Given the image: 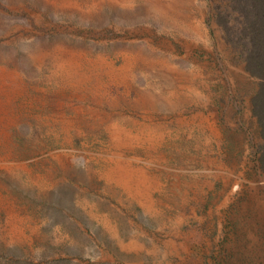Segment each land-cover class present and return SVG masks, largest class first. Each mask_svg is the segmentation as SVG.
I'll use <instances>...</instances> for the list:
<instances>
[{
	"label": "rangeland",
	"instance_id": "rangeland-1",
	"mask_svg": "<svg viewBox=\"0 0 264 264\" xmlns=\"http://www.w3.org/2000/svg\"><path fill=\"white\" fill-rule=\"evenodd\" d=\"M263 2L0 0V264H264Z\"/></svg>",
	"mask_w": 264,
	"mask_h": 264
},
{
	"label": "crops",
	"instance_id": "crops-1",
	"mask_svg": "<svg viewBox=\"0 0 264 264\" xmlns=\"http://www.w3.org/2000/svg\"><path fill=\"white\" fill-rule=\"evenodd\" d=\"M244 76L251 82L256 81V83L258 84V87H260L262 84H264V75H258V77L256 78V77L245 72ZM259 111H260V113H259L257 120H258V125H259L260 129H258V131H259V135H260V133L263 132V140H261L260 142L264 143V103H262L261 106L259 107ZM262 150L264 153V149H262Z\"/></svg>",
	"mask_w": 264,
	"mask_h": 264
},
{
	"label": "trees",
	"instance_id": "trees-1",
	"mask_svg": "<svg viewBox=\"0 0 264 264\" xmlns=\"http://www.w3.org/2000/svg\"><path fill=\"white\" fill-rule=\"evenodd\" d=\"M260 1H261V0H260ZM262 6H263V10H264V2H263V5H262ZM263 10H262V11H263ZM263 13H264V12H263Z\"/></svg>",
	"mask_w": 264,
	"mask_h": 264
}]
</instances>
